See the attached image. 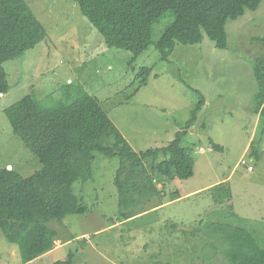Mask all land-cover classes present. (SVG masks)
<instances>
[{"label": "rangeland", "instance_id": "1", "mask_svg": "<svg viewBox=\"0 0 264 264\" xmlns=\"http://www.w3.org/2000/svg\"><path fill=\"white\" fill-rule=\"evenodd\" d=\"M26 1L48 35L4 64L11 88L0 95V168L30 176L42 165L32 138L28 143L19 134L40 125L31 114L33 105L17 102L33 95L53 107L82 92L100 100L134 150L165 146L182 132L181 145L195 160L191 177L158 181L160 198L144 206L141 197L135 212L142 213L126 218L120 215L115 184L119 158L95 152L93 179L74 184L88 212L68 215L64 226L50 223L63 241L67 235L80 238L33 264H52L70 251L75 264H229L213 246L211 222L218 221L230 228L240 225L263 249L264 130L253 109L259 89L254 64L264 57L256 39L264 35V1L227 21L226 48L205 34L198 44L177 43L163 59L156 42L173 20L167 15L134 61L131 51L107 45L75 0ZM143 66L153 69L145 84L138 76ZM13 104L12 117L5 109ZM193 115V125L186 128ZM35 130L31 135L41 131ZM0 264H24L1 228Z\"/></svg>", "mask_w": 264, "mask_h": 264}, {"label": "trees", "instance_id": "2", "mask_svg": "<svg viewBox=\"0 0 264 264\" xmlns=\"http://www.w3.org/2000/svg\"><path fill=\"white\" fill-rule=\"evenodd\" d=\"M75 1L107 45L131 51L134 61L151 45L155 24L167 15L173 20L156 42L163 59L174 52L177 43L198 44L205 34L218 48H226L227 21L238 19L247 10H257L264 0ZM47 35L26 0H0V95L11 88L4 64L34 48ZM256 39L264 46V35ZM152 70L147 66L140 69L141 84L147 83ZM254 73L259 89L253 111L264 130V57L255 60ZM18 103L22 107L33 105L31 114L37 116L40 125L18 133L28 143L32 138L31 147L42 165L30 176H23L13 168H0V228L18 246L24 264L55 248V239L61 233L50 225L52 221L64 226L68 215L88 212L89 208L76 195L74 184L93 179L95 152L119 158L115 184L120 215L126 218L142 213L135 212L141 197L144 206L152 204L155 196L160 198L158 181L187 179L194 174L195 160L190 150L181 145L182 132L165 146L138 152L116 127L100 100L88 92L53 107L33 95H26ZM15 106H8L5 112L13 117ZM195 118L193 115L188 120L186 128L193 125ZM35 129H40V133L31 135ZM251 154L256 155V151L253 149ZM146 211L149 210L144 208L143 212ZM211 223L216 226L210 232L216 238L213 246L224 253L229 264H264V248L240 225L230 228L223 221ZM200 232L202 229L196 233ZM74 236L67 235L65 241L73 240ZM52 264H75V251Z\"/></svg>", "mask_w": 264, "mask_h": 264}, {"label": "crops", "instance_id": "3", "mask_svg": "<svg viewBox=\"0 0 264 264\" xmlns=\"http://www.w3.org/2000/svg\"><path fill=\"white\" fill-rule=\"evenodd\" d=\"M257 119H258V117H257ZM84 237H86V236H84ZM62 235L59 237L58 236V238H56V239H58L59 240V242H57V245L55 246V248L54 249H52L51 251H49L48 253H46V254H44V255H42V256H40V257H38L37 259H35V260H33V261H31V262H29V263H27V264H33L35 261H37L38 259H42V258H44V257H46V256H48V255H50V254H52L54 251H57V250H59V249H61V248H63V247H65V246H68L70 243H71V240H68V241H63L62 239ZM77 238H80L79 236H75L74 237V239L73 240H75V239H77ZM55 239V240H56Z\"/></svg>", "mask_w": 264, "mask_h": 264}, {"label": "built area", "instance_id": "4", "mask_svg": "<svg viewBox=\"0 0 264 264\" xmlns=\"http://www.w3.org/2000/svg\"><path fill=\"white\" fill-rule=\"evenodd\" d=\"M241 163H247V162H246V160H245V159H242V160H241ZM249 168H250V169H253V166H252V165H250V166H249Z\"/></svg>", "mask_w": 264, "mask_h": 264}]
</instances>
